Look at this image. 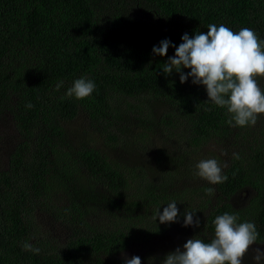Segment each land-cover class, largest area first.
I'll list each match as a JSON object with an SVG mask.
<instances>
[{
  "label": "trees",
  "instance_id": "obj_1",
  "mask_svg": "<svg viewBox=\"0 0 264 264\" xmlns=\"http://www.w3.org/2000/svg\"><path fill=\"white\" fill-rule=\"evenodd\" d=\"M209 24L234 32L251 28L264 40V0H0V118L9 115L16 131L3 143L0 160V264H124L141 235L210 242L212 222L225 212L236 214L238 223L254 222V245L264 247V114L254 126H230L227 110L208 100L203 85L191 77L181 83L175 71L163 74L174 47L163 57L152 54L161 40L178 46L184 33H206ZM82 76L95 83L93 93L67 97ZM257 79L264 89V77ZM81 117L93 130L72 140L64 124ZM155 130L164 133L154 136ZM232 138L237 148L222 167L224 183L197 176L198 182L181 183L194 172L187 155ZM162 141L184 149L156 160L159 174L107 156L109 147L124 150L137 142L151 150ZM83 176L93 181L92 190L99 187L94 199L128 209L127 221L106 227L85 221L69 191ZM84 185L80 193L72 188L74 195L89 198ZM172 185L181 189L171 192ZM173 200L178 222L160 223L156 211ZM187 211L200 218L198 228L183 226ZM39 214L71 232L63 240L44 233ZM26 242L40 252L25 250ZM250 251L243 264H256Z\"/></svg>",
  "mask_w": 264,
  "mask_h": 264
},
{
  "label": "clouds",
  "instance_id": "obj_2",
  "mask_svg": "<svg viewBox=\"0 0 264 264\" xmlns=\"http://www.w3.org/2000/svg\"><path fill=\"white\" fill-rule=\"evenodd\" d=\"M178 46L165 38L159 46H153L152 54L165 56L169 47H174V55L163 64V74L169 76L179 73L181 83L191 77V82L205 87L208 100L220 108H225L230 118V126H254L258 116L264 114V89L258 84V77H264V40H261L251 28L243 27L238 32L223 24H209L207 32L188 33L181 36ZM182 68L190 69L183 72ZM63 81L56 85L59 90ZM95 83L87 78L75 79L65 95L76 99L89 97L95 90ZM64 97H61L63 99ZM32 108L31 103L25 105ZM238 158L237 154H233ZM195 175L212 185L224 183L227 176L214 158L200 160ZM209 196L214 189H208ZM195 212L183 213V226H200V218ZM180 212L177 202L171 201L156 211L154 218L160 223L178 222ZM238 216L225 212L213 220L214 238L205 243L201 239L189 238L181 248L167 253L162 264H243L245 255L256 244L259 233L254 222L238 223ZM27 251L38 254L39 248L26 242ZM253 260L260 264L264 260V250L254 248ZM124 264H141L139 256L124 258Z\"/></svg>",
  "mask_w": 264,
  "mask_h": 264
},
{
  "label": "rangeland",
  "instance_id": "obj_3",
  "mask_svg": "<svg viewBox=\"0 0 264 264\" xmlns=\"http://www.w3.org/2000/svg\"><path fill=\"white\" fill-rule=\"evenodd\" d=\"M153 105L156 108L158 114L163 113L164 111L163 106L161 105L159 106L157 104H153ZM9 120H10L9 115L0 118V160L3 158V152L5 150V147L2 146L3 143L5 144L10 143V137H14L16 135V131L14 128H12ZM128 125L129 122L126 121L125 126ZM64 127L65 130H67V134L69 135V137H71L72 140L84 138V136H87V134L91 130H93L90 129L88 122L85 119H83V117L77 118L71 122H66L64 124ZM160 133H164V131L155 130L154 136H158ZM97 141L99 144H102V141L99 137L97 138ZM234 142L235 139L233 138L221 142L210 141L204 147H202V149L197 153V155H187V158H191V161L193 162L192 166H194V172L191 173L187 178H184V181L181 183H184V185L186 186L190 183L198 182L196 181L198 179L197 178L198 176L195 175L196 172L195 165L200 160L214 158L218 160L221 167H223L226 164L227 157L229 156V154L234 149L237 148L234 147L235 146ZM136 143L129 145L127 148H124V150L121 149V147L119 146H117L116 148L109 147L107 151L108 152L107 156H110L115 160L117 159L119 162L121 161L132 165L143 164L145 165V169L148 170L149 174H155L156 171L159 174L160 173L159 166H155L156 160L158 161V159L161 160L166 159L168 156L175 157L179 153L183 152L184 149L182 143L180 142L170 141L168 143L167 141L165 142L162 141L161 143H158V145H162L161 148H158V145L154 144L155 149H152L151 147V150H149V147L147 145H145L146 148H144L143 144H139V143L136 144ZM103 147L105 149L104 145ZM143 148L146 150H143ZM0 165L2 164L0 163ZM172 167L174 168V166ZM190 171L192 172L193 170L190 169ZM84 177L85 176H83L81 183L78 182L71 183L69 191H71L70 193L72 194V196H75L78 199L81 209L83 211L85 221H88L87 223L91 225H100L103 227H106V225H110V224L112 226L116 223H121V218H124L127 221L126 213L128 209L126 207L125 208L118 207L117 205L111 206L107 201L105 202L100 199H94L93 197L96 194H91V193L100 192L99 187H95V189L92 190L91 185L93 184V181L92 180L86 181ZM83 185L86 187L83 190V192L87 193V196H89V198H85L82 194L74 195V193L77 190L79 192L80 187ZM72 188L75 189L76 191L75 190L73 191ZM180 189L181 187L179 185L177 186L172 185L169 188V191L172 192ZM66 192H67L66 190H63L61 192L62 201H66ZM80 198L82 199V202H80ZM143 209L142 208L133 209V211L135 213H140V212L143 213L144 212ZM185 209L187 210L188 208L185 207ZM36 220L38 225L40 226V229L44 231V233L50 236L59 237L61 240H63V238L68 233L71 232L69 228L65 227L60 223H55L46 215L39 214L38 216H36ZM185 242L186 239L179 238V240L177 239L175 241L173 238L166 237V235L165 236L159 235L154 238H151L148 235H144V236L141 235L137 241L130 244L131 251L127 253L126 257L131 258L132 256H139L141 258V264H161V262L164 259V256L167 253L174 251L178 247L181 248V250H183L182 246ZM252 247L253 248H251L250 254L254 251V248L256 247H260L261 250H264L263 249L264 247H262L261 245H254Z\"/></svg>",
  "mask_w": 264,
  "mask_h": 264
}]
</instances>
